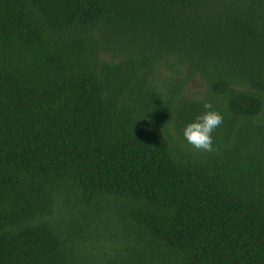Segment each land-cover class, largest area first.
<instances>
[{
	"label": "trees",
	"instance_id": "obj_1",
	"mask_svg": "<svg viewBox=\"0 0 264 264\" xmlns=\"http://www.w3.org/2000/svg\"><path fill=\"white\" fill-rule=\"evenodd\" d=\"M0 264H264V0H0Z\"/></svg>",
	"mask_w": 264,
	"mask_h": 264
},
{
	"label": "clouds",
	"instance_id": "obj_2",
	"mask_svg": "<svg viewBox=\"0 0 264 264\" xmlns=\"http://www.w3.org/2000/svg\"><path fill=\"white\" fill-rule=\"evenodd\" d=\"M204 112L196 116L183 130V137L195 150L213 152L212 133L223 124V116L213 110L211 102H205Z\"/></svg>",
	"mask_w": 264,
	"mask_h": 264
}]
</instances>
